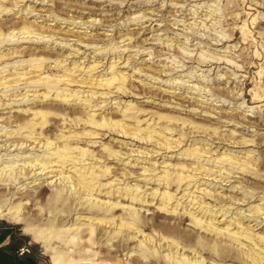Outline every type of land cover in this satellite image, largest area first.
I'll list each match as a JSON object with an SVG mask.
<instances>
[{
    "label": "rangeland",
    "instance_id": "rangeland-1",
    "mask_svg": "<svg viewBox=\"0 0 264 264\" xmlns=\"http://www.w3.org/2000/svg\"><path fill=\"white\" fill-rule=\"evenodd\" d=\"M0 226L38 264H264V0H0Z\"/></svg>",
    "mask_w": 264,
    "mask_h": 264
},
{
    "label": "crops",
    "instance_id": "crops-1",
    "mask_svg": "<svg viewBox=\"0 0 264 264\" xmlns=\"http://www.w3.org/2000/svg\"><path fill=\"white\" fill-rule=\"evenodd\" d=\"M19 250L11 245L9 237L4 235L0 226V264H38L34 254L21 253Z\"/></svg>",
    "mask_w": 264,
    "mask_h": 264
},
{
    "label": "built area",
    "instance_id": "built-area-1",
    "mask_svg": "<svg viewBox=\"0 0 264 264\" xmlns=\"http://www.w3.org/2000/svg\"><path fill=\"white\" fill-rule=\"evenodd\" d=\"M21 253L22 252H28V250L27 249H23V248H20V250H19Z\"/></svg>",
    "mask_w": 264,
    "mask_h": 264
}]
</instances>
